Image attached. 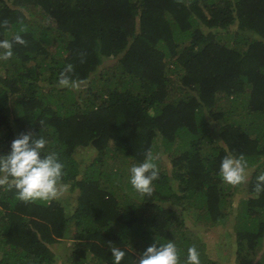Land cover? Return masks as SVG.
Returning a JSON list of instances; mask_svg holds the SVG:
<instances>
[{
	"label": "trees",
	"instance_id": "16d2710c",
	"mask_svg": "<svg viewBox=\"0 0 264 264\" xmlns=\"http://www.w3.org/2000/svg\"><path fill=\"white\" fill-rule=\"evenodd\" d=\"M5 19L0 40L20 21L27 32L0 60V155L21 134L42 135L76 203H24L0 188V264H56L66 241L69 264H112V246L134 264L156 241L174 242L181 264L191 246L201 264H224L207 247L229 238L214 226L234 205L236 264H264V192L254 191L264 174V0H0ZM68 64L86 81L79 89L58 86ZM87 147L98 155L79 179L75 155ZM149 150L172 171L158 166L151 195L136 199L127 168L103 167L132 168ZM229 152L248 163L235 187L219 175Z\"/></svg>",
	"mask_w": 264,
	"mask_h": 264
},
{
	"label": "clouds",
	"instance_id": "9594fccd",
	"mask_svg": "<svg viewBox=\"0 0 264 264\" xmlns=\"http://www.w3.org/2000/svg\"><path fill=\"white\" fill-rule=\"evenodd\" d=\"M19 32L12 40H0V60H9L13 56V43L26 45L20 33L27 28L20 21ZM5 19L0 27L7 28ZM85 53H80L81 63ZM74 66L68 64L60 73L58 86L79 89L86 81L73 79ZM42 123V122H41ZM48 141L42 136L32 133L21 134L11 144V152L0 155V188L15 189L16 199L24 203L47 202L60 196V186L64 175V164L60 162L56 152L44 153ZM248 163L243 155L234 156L231 152L221 161L219 175L223 182L230 186H239L247 182ZM159 178V169L151 150L146 153L145 160L130 169V184L133 189L143 195H151L153 181ZM254 191L264 192V174L257 177ZM158 245V246H157ZM112 264H121L125 251L119 247L110 248ZM134 264H181L176 244L168 241L159 244L157 241L149 246ZM183 264H201L200 253L195 246L187 250V259Z\"/></svg>",
	"mask_w": 264,
	"mask_h": 264
},
{
	"label": "rangeland",
	"instance_id": "374dc122",
	"mask_svg": "<svg viewBox=\"0 0 264 264\" xmlns=\"http://www.w3.org/2000/svg\"><path fill=\"white\" fill-rule=\"evenodd\" d=\"M230 104L228 102L224 103V107L225 110L226 108L229 106ZM230 107V106H229ZM211 118L214 117V113L213 115H210ZM260 116V115H259ZM250 119H253V117L248 116ZM261 117V116H260ZM260 118H255V120L257 122H259ZM215 126H216V121H214ZM264 124V121L262 123V125ZM98 155V152L96 151V149L92 148V147H87V148H81L77 151L76 155H75V159L80 162V176L79 179L84 178V173L89 171L90 168H87V166L90 164H92L91 162L96 158V156ZM107 161L111 160L109 158H106ZM169 159L166 158V156H163V154H161V152H156L155 154V161H158L157 166H159L161 168V170L164 171H168L169 173L172 171L171 170V166L169 164ZM112 161H108L107 166L103 167V169H105V171H110L111 169H122V171L124 172L125 168H127V172L125 171V173L129 176L130 175V169L131 167H129L128 165H124V166H113L112 165ZM127 177V176H126ZM126 182H130V176L128 179L124 180V183ZM72 184V183H70ZM126 187H124V190L121 191V196H123V193L126 192ZM131 196L135 197L136 199L144 196L143 194L137 192V193H130ZM136 195H139V197H136ZM63 197H65V199L73 206L76 203V196L75 193L71 192V188L69 185H64L61 184L60 186V196L59 198H57L58 200L62 199ZM233 206V205H232ZM240 207V205H234V208L231 210H228L229 213V219H225L224 222H222L221 224L214 226L217 229H214V231H222L227 237H229L227 239V241L224 239V242L217 244L218 247H214L215 244L212 245V247H207V249L211 250V255L214 259V250L215 251H220L221 252V258L223 257L224 259V264H236V257L232 256V246H231V241H236V232H237V225L238 222L236 220V218H234V216H231L230 214H237V208ZM197 223L195 221L192 220V218L189 221L188 225ZM211 227V226H208ZM196 228V227H194ZM198 238H200V235H196ZM216 238H219L217 236H214ZM213 241V237L209 236V239H207V241ZM260 242L264 243V234L262 239H260ZM210 246V245H209ZM206 249V248H205ZM237 251L238 249L235 251V254L237 255ZM69 254H70V243L68 241L66 242H62L61 244H59L57 246V255H56V264H69L68 262V258H69ZM258 258H260V256H258Z\"/></svg>",
	"mask_w": 264,
	"mask_h": 264
}]
</instances>
